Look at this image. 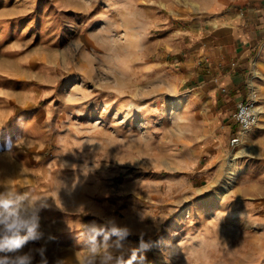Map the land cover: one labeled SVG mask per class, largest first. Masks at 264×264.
I'll list each match as a JSON object with an SVG mask.
<instances>
[{"label":"rangeland","instance_id":"rangeland-1","mask_svg":"<svg viewBox=\"0 0 264 264\" xmlns=\"http://www.w3.org/2000/svg\"><path fill=\"white\" fill-rule=\"evenodd\" d=\"M199 3L0 0V131L16 137L0 151L47 123L41 151L64 169L46 205L62 223L40 220L65 233L56 264H87L85 225L111 222L128 234L110 237L108 264H264V107L231 149L235 124L189 72Z\"/></svg>","mask_w":264,"mask_h":264},{"label":"crops","instance_id":"crops-1","mask_svg":"<svg viewBox=\"0 0 264 264\" xmlns=\"http://www.w3.org/2000/svg\"><path fill=\"white\" fill-rule=\"evenodd\" d=\"M198 6L197 12L202 16V21L191 29L190 39L191 43L200 42L201 54L208 58V62H203L202 58L201 64L193 66L189 72L200 79L201 90L212 98L216 119L229 123L232 119L228 118L236 103L247 96L250 77H253V83L264 102V0H200ZM187 63L184 61L180 66L186 68ZM28 122L24 121L22 125L26 131L31 129ZM35 129L41 131L35 140L27 134L20 136L22 140H30L23 150L0 151V186L20 192L30 191L36 199L46 198L39 216L45 212L48 220H40L48 225L50 222L60 221L57 218L62 213L49 209L46 205L50 199L58 200L59 192L55 189L57 185L54 182L57 179L64 180L63 167L52 168L48 164L51 162L53 165L54 160L62 154L51 156L52 159L44 155L41 149L48 139L47 123L44 124L40 119L36 121ZM2 137L4 142H10L7 138L12 137L16 140V137L2 135L0 131V142ZM33 141H36L35 150L31 144ZM61 158L64 159L62 156ZM40 231L43 233L40 240L50 242L44 246L40 240L29 242L19 254L29 253L33 256L43 249V258L47 264H56L49 254L52 250L62 249L58 247L61 245L57 246L58 249H53L52 246L65 233L59 229L47 230L42 227ZM40 263V259L33 258L32 264Z\"/></svg>","mask_w":264,"mask_h":264},{"label":"clouds","instance_id":"clouds-1","mask_svg":"<svg viewBox=\"0 0 264 264\" xmlns=\"http://www.w3.org/2000/svg\"><path fill=\"white\" fill-rule=\"evenodd\" d=\"M46 198L36 199L30 191L20 192L10 187L0 186V264H32L33 256L29 253L19 254L29 243L38 241L43 233L40 231L39 212L45 206ZM89 258L87 264H108L105 250L112 235L118 240L116 245L128 234L126 228L118 227L114 222L110 227L92 223L84 229ZM103 237L99 240V237ZM41 264H47L43 258V249L38 250Z\"/></svg>","mask_w":264,"mask_h":264},{"label":"built area","instance_id":"built-area-1","mask_svg":"<svg viewBox=\"0 0 264 264\" xmlns=\"http://www.w3.org/2000/svg\"><path fill=\"white\" fill-rule=\"evenodd\" d=\"M202 58L203 62H208L206 56L203 55ZM247 85L246 98L236 103L235 111L231 114L232 122L237 128L229 139L231 149L237 148L243 137L256 127L262 113L261 108L264 107V102L261 101L259 92L253 83V77H250Z\"/></svg>","mask_w":264,"mask_h":264},{"label":"bare ground","instance_id":"bare-ground-1","mask_svg":"<svg viewBox=\"0 0 264 264\" xmlns=\"http://www.w3.org/2000/svg\"><path fill=\"white\" fill-rule=\"evenodd\" d=\"M229 193V189H224L221 193H220V196H223L225 194H228Z\"/></svg>","mask_w":264,"mask_h":264}]
</instances>
